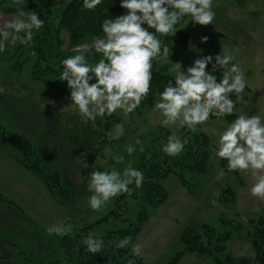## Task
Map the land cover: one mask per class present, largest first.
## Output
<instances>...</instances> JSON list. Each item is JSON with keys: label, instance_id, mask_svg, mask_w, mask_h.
<instances>
[{"label": "rangeland", "instance_id": "1", "mask_svg": "<svg viewBox=\"0 0 264 264\" xmlns=\"http://www.w3.org/2000/svg\"><path fill=\"white\" fill-rule=\"evenodd\" d=\"M36 1L38 0H19L17 5L16 0H3V5L17 7L30 5ZM44 1L43 7L46 8L43 12L55 16L71 0ZM53 2L54 6H52ZM48 5L51 6L50 10ZM212 10L216 15L210 25L200 26L192 22L188 24L183 22L177 26V31L186 34L187 40L169 49V59L158 62L157 66L165 67L163 69H167V73L173 76L170 69L179 64L182 70H186L199 57L207 55L214 57L220 52L230 53L235 57L232 63L237 61L240 63L248 81V86L242 94L243 99L236 103L233 115L236 117L244 113L264 117V0H213ZM44 29L45 27H42L39 30L44 32ZM203 36L209 37L206 43L201 42ZM93 38L87 39L84 43L90 44ZM60 40L62 52L72 51L77 46L66 29L61 30ZM18 44L7 49V51L16 49L12 58L3 55L4 59L0 58V87L6 90L9 101L7 110L0 114V122L9 131L24 139H26L24 135L28 133L27 139L38 149L40 156L44 157L43 160L41 158L43 166L58 172L64 186L70 187L75 184L83 191L82 194H78L77 202L72 205L57 199L58 217L63 214L68 216L67 220L82 217L87 224L93 225L90 232L95 236L106 234L115 229L117 224L125 228L128 225L114 222L113 219L100 221L114 208V198L102 212H93L90 209L87 203V198L91 195L87 188L90 173L93 170H108L112 167L122 170L128 163L133 166L137 155L141 152V147L144 149L149 145L153 132L161 128L163 134L175 131L180 135L184 129L166 128L160 124L159 113L153 111V103L158 98V94L152 95L151 92L141 106L131 114L130 119L118 110L111 117L98 118L94 124L91 121L84 123L73 111L70 95L56 96L51 94L52 92L48 93L47 86L33 79L32 67L35 57L29 54L28 47L22 44L17 46ZM8 55H11V52ZM99 58L102 57L94 53L90 54V62H95ZM2 67H6L4 72ZM207 70L211 71V64L208 65ZM221 73L222 70L214 74L219 79ZM230 98L235 100V94H230ZM117 123L125 124V133L119 140L107 135ZM229 123L226 117L213 116L206 125L198 127L196 131L205 132L212 141V164L207 173L192 174L193 178L187 175L191 181L188 188L183 186L174 174L164 179L169 194L168 200L159 208L150 209V217L140 233L134 238L130 237L132 244L139 243L143 246L141 257L144 264H171L175 255L184 249L181 241L182 233L187 228L202 233L204 225L211 226L218 235L230 231L231 238L226 245L234 255H254V249L247 236L248 223L241 218L257 219L264 214L260 211L261 202L255 201L256 198L250 193L252 183L250 175L232 172L227 173L222 181L215 179L218 170L222 169L221 161L218 162L214 154L216 141L219 133ZM35 127H39V131ZM32 134L33 139L30 138ZM137 139L140 141L139 145L135 143ZM129 143L137 149L131 156H128L124 150ZM105 149L123 154L124 163L116 164L110 155L105 154ZM45 158L51 161L52 165H47ZM226 186L231 187L238 194L237 201L233 205H227L222 201H217V204L213 205L211 201L217 197L213 194H220ZM253 198L254 202H252ZM141 204V201H128L132 221L136 220ZM257 208L259 211H256ZM237 224H241L244 228H236ZM27 228L34 229L31 226ZM57 239L58 237L54 235L48 237L49 245L47 247L43 245L40 253L42 258L47 259L50 256L47 250ZM237 245L243 249L240 251L234 249ZM18 246L20 248L16 249V253L20 256L24 254L21 264H35L39 254L35 253L38 252L37 249L32 251L22 243ZM31 252L34 257L26 256ZM205 262L211 260L197 254H186L175 264Z\"/></svg>", "mask_w": 264, "mask_h": 264}, {"label": "clouds", "instance_id": "2", "mask_svg": "<svg viewBox=\"0 0 264 264\" xmlns=\"http://www.w3.org/2000/svg\"><path fill=\"white\" fill-rule=\"evenodd\" d=\"M16 2L19 5V0ZM101 3L102 0H83V7L94 11ZM212 6L213 0H121L120 7L125 13L105 18L101 24L102 35L95 36L90 44L75 46L74 54L60 61L62 72L58 80L67 82L73 111L84 123L94 124L98 118L111 117L118 110L130 119L152 90L154 64L169 59V47L162 38L175 36L181 22L200 26L212 24L216 15ZM44 24L38 13L17 6L11 19L0 28V52L6 51L9 44L28 45L33 41L34 30L41 29ZM208 39L203 36L201 42L206 43ZM93 53L102 58L90 62ZM234 60L232 54L220 52L214 57L207 55L195 59L186 70H182L181 64L171 68L172 79L153 103V111L161 118L160 124L196 132L213 116L233 115L236 103L243 99L242 94L248 86L240 63H232ZM209 64L211 71L207 70ZM220 70L218 79L214 73ZM3 92L4 88L0 87V93ZM233 93L235 100L230 98ZM124 133L125 124L117 123L107 135L119 140ZM135 143L139 145L140 141L137 139ZM188 143L187 137L181 138L173 131L162 145V151L177 157ZM124 150L131 156L137 149L129 143ZM105 154L116 164L125 161L123 154L111 149H105ZM214 154L218 162H227L226 170H218L217 181L232 172L250 175L251 195L264 202V117L237 115L219 133ZM144 179V173L131 163L122 170L115 167L93 170L87 185L91 193L87 203L93 212H102L113 198L132 195V185L142 188ZM211 202L217 204L216 199ZM241 219L247 221V217ZM46 231L49 235L63 237L73 231V226L53 224ZM83 244L91 254L100 253L105 247L104 239L92 234L84 238ZM129 245L133 256L142 255L143 246L132 244L130 237L119 239L115 248L125 249ZM128 264L135 262L129 259Z\"/></svg>", "mask_w": 264, "mask_h": 264}, {"label": "trees", "instance_id": "3", "mask_svg": "<svg viewBox=\"0 0 264 264\" xmlns=\"http://www.w3.org/2000/svg\"><path fill=\"white\" fill-rule=\"evenodd\" d=\"M53 1L56 2V0ZM54 2L52 6H54ZM120 2L121 0H102V3L94 11H89L84 9L83 0H71L55 16L43 12L46 8L43 7L44 0L21 6L26 11L38 13L40 18L45 21L44 32L43 30L34 32L33 41L28 45H23L28 47L29 54L35 57L32 67L33 79L47 86L48 93L52 92L51 94L56 96L70 95L67 82L58 80L62 72L60 61L74 54L73 51L62 52L60 50L61 30L66 29L76 45L83 44L89 38L102 35L101 24L105 18L125 13L126 10L120 7ZM50 7H48L49 10ZM15 9L16 7H4L3 0H0V11L15 13ZM162 39L169 49H173L178 43L187 40V36L182 31H177L175 36L163 37ZM19 45L22 46L21 44L17 46ZM15 50H6L2 55L10 59ZM10 52L11 55H8ZM157 65L158 63H155L153 67L152 95L163 91L164 86L172 79V76L167 73V69H163L165 67H158ZM225 117L230 122L235 119V115ZM183 129H181L183 131L179 136L181 138L187 137L189 143L179 156L170 157L163 153L162 145L171 133L163 134L161 128L152 133L153 136L149 145L139 152L133 167L144 173L145 179L142 188L136 189L132 185V195L122 194L114 198V208L100 220L113 219L114 222L118 221L120 224L124 223L128 226L123 228L117 224L115 229L104 235L96 236L103 238L105 242V247L100 253L91 254L86 251L83 240L91 234L90 228L93 225L87 224L82 217H79L64 223L66 225L71 224L73 231L63 237L56 235L57 241L47 250L50 256L44 259L38 255L35 264H128L129 259L134 260L135 264H144L141 256H133L130 245L125 249H117L115 243L124 237H136L149 219L150 209L159 208L168 200L169 194L163 182L166 177L174 174L179 178L182 185L188 188L191 181L187 175L193 178L192 174H205L211 168L213 145L209 135L201 131L191 132ZM0 143H7L15 152H19L18 155H20L24 166L42 180L53 197L62 203H71V205L77 202L78 194H82L83 191L75 184L70 187L64 186L58 172L43 166L39 152L33 144L9 131L1 123ZM226 165V161H221L222 169L226 170ZM0 198L7 200L1 194ZM216 199L219 202H225L227 205H233L236 201V194L231 187L226 186ZM129 200L141 201L142 203L139 206L136 220L133 221L129 215ZM7 203L13 206L11 201H7ZM236 228L241 229L243 226L237 224ZM247 236L255 250V256L236 257L227 251L225 244L231 237L230 231L218 235L209 225H204L202 233L187 228L181 235L184 249L175 255L171 264H175L186 254H197L211 260V262L204 264H264V215L248 221ZM29 255L33 256V253L26 254V256Z\"/></svg>", "mask_w": 264, "mask_h": 264}, {"label": "crops", "instance_id": "4", "mask_svg": "<svg viewBox=\"0 0 264 264\" xmlns=\"http://www.w3.org/2000/svg\"><path fill=\"white\" fill-rule=\"evenodd\" d=\"M13 14L14 13L0 11V28L11 19ZM36 31L37 30H34V32ZM18 43L19 42H17V44ZM10 47L13 48L12 45L9 44L7 49ZM2 54L3 52H0V58H2ZM3 59L4 58H2V60ZM5 69L6 67H2L3 72ZM1 82L3 81L1 80ZM8 102V95L4 89V92L0 93V114L5 111V109L7 110ZM3 126L5 125L3 124ZM36 129L39 131V127ZM27 134L24 135L26 139L28 136ZM33 137L34 135L32 134L30 138L33 139ZM50 140L51 139H49V141ZM45 149L47 150L48 148ZM39 155L41 154L39 153ZM40 157L42 158V156ZM45 162L47 165H52L51 161L46 158ZM50 169L49 167V170ZM0 194L7 199L5 201L3 198H0V235L8 236L7 238L0 236V264L22 263L21 259L24 258V254L20 256L16 253V249L20 248V246H18L19 243L24 244L27 249L32 251H36L37 249L38 252L35 253H39L38 255H40L43 245L46 247L49 245L47 239L50 235L47 233L46 229L53 224L68 221V216L65 214L59 217L57 216L58 203L56 197H52L42 180L24 166L20 155L13 151L7 143H0ZM235 194L237 193L235 192ZM237 198L238 194L236 195V199ZM7 201H11L13 206L9 205ZM255 201L261 202L258 199H255ZM252 202H254V198ZM261 204L262 207L260 211H263L264 214V202H261ZM249 220L250 219L247 220V223ZM27 226H31L34 229H28ZM52 235H54V237L56 236L54 233ZM230 238L228 240H230ZM226 248L227 251L230 252L227 245ZM234 249L240 251L243 247L237 245ZM234 256L254 257L255 250L253 256L240 254Z\"/></svg>", "mask_w": 264, "mask_h": 264}]
</instances>
